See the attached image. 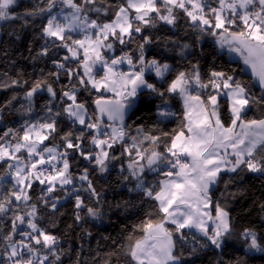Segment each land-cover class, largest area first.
<instances>
[{
    "label": "snow or ice",
    "instance_id": "6c2138e0",
    "mask_svg": "<svg viewBox=\"0 0 264 264\" xmlns=\"http://www.w3.org/2000/svg\"><path fill=\"white\" fill-rule=\"evenodd\" d=\"M19 7V0H0V28L38 20L42 43L28 49L38 74H0V90L23 89L19 108L15 93L0 105V264H118L121 256L126 264H197L210 250L220 256L216 264L264 256V237L246 227L238 237L243 254L225 262L235 227L214 199L219 184L227 190L242 173L264 181V0H38L22 13ZM206 37L236 63L219 66L213 58L206 69ZM245 69L250 81L240 76ZM9 106L22 110L19 126L5 122ZM153 107V126L125 123ZM173 119L171 131L159 127ZM117 168L118 182L136 197L111 205L96 182ZM136 198L150 209L128 243L83 258V241L93 237L87 224L102 223L112 207H135ZM64 201L73 207L67 228L82 233L78 249L53 230ZM260 209L264 219V203Z\"/></svg>",
    "mask_w": 264,
    "mask_h": 264
},
{
    "label": "trees",
    "instance_id": "16d2710c",
    "mask_svg": "<svg viewBox=\"0 0 264 264\" xmlns=\"http://www.w3.org/2000/svg\"><path fill=\"white\" fill-rule=\"evenodd\" d=\"M19 4L21 7L18 8V11L22 13L25 9L36 6L38 0H19ZM9 32L18 34L19 39H16L15 36H9ZM38 32V20L35 22V26L30 25L26 28L22 27L20 22H11L9 26L0 28V48L6 49L8 52L7 57L0 53V74H2L4 70H7L11 75H15V70L19 68L24 69L25 74L29 77L38 74L34 71L33 62L30 59V57L34 55V52H29L28 50L29 48L38 50L42 43V41L37 39ZM156 34L159 35L161 39L169 35L167 32H158ZM180 35L181 38L184 37L183 30H181ZM133 47H135V45H133ZM202 47L206 53V57L202 61V64L206 69L213 58L219 66H231L236 63L226 50H219L210 37L204 39ZM152 50L163 51L162 48L155 49V47ZM165 55L171 57L172 54L165 53ZM10 60L16 61L14 67H8ZM39 66H43V62H39ZM179 66L180 65H177V67ZM48 67H51V65H48ZM239 67L242 68V64H240ZM240 76L242 79L250 81V78L243 72L240 73ZM254 91H257L258 95L260 94L257 89H254ZM14 93L18 95L19 99L12 101V105L19 108L20 103H23V89L20 88L0 90V105H6L8 101H11ZM87 98L89 100L91 99V97ZM42 102L43 98L38 99L37 111H39V105L42 104ZM143 102L153 103V101L148 99H145ZM155 103H158V101ZM139 107L140 102L138 101L137 108ZM172 107L173 111L178 113L182 112L178 99L172 101ZM253 114L256 116L260 115V113L255 110ZM4 116L5 122L8 123L9 126H19L20 122L25 119L22 110L21 112L12 111L11 106H9V110L5 111ZM133 121H135V124H133ZM125 123L133 125V128L137 124H143L146 128L153 126L157 123L155 107H153L151 112L147 110L141 111L139 113V118L132 116ZM177 123L178 121L175 119L168 120L159 124V127L171 131L172 128L177 126ZM117 172L118 168L117 171H114L112 175L107 178L106 182L103 179L97 180L96 182L97 188L103 192L107 203L111 205L125 200H133V198L136 197L135 193H129L127 188L118 182ZM241 175L243 179H237L229 184L227 190L223 183L219 184L215 189L214 199L221 200V202L227 206L235 227L233 239L228 242L223 255L225 262H227L229 258H236L243 254L242 241L238 239L239 233L243 228L255 227L258 233L264 237V219H261L262 213L260 209V204L264 203V181L246 172ZM225 178L227 179V177ZM0 191H2V189H0ZM133 202L136 206L129 207L127 211L116 209L115 207L109 209L108 218H105L102 223L90 221L87 224L88 229L93 232V237L83 241V258L87 260L95 254L98 248L99 251L106 252L128 243L126 237L134 232V225L139 224L145 219L146 213L150 209L149 204L139 203L138 198ZM61 212H63L64 215H57L56 217L57 221L60 223V227L53 230L63 237L66 246L71 244L73 248L78 249L82 242L80 239L82 233L67 228V224L72 223V202L64 201V207L61 208ZM65 232H67L68 235L65 236ZM135 235L138 236L139 233L136 232ZM104 237H108V239H104ZM113 259L116 258L114 257ZM195 259L197 264H216L220 256L215 250H210L201 253V255ZM250 261L251 264H264V256L261 254H254L250 256ZM118 264H126V258L121 256Z\"/></svg>",
    "mask_w": 264,
    "mask_h": 264
},
{
    "label": "water",
    "instance_id": "95a60500",
    "mask_svg": "<svg viewBox=\"0 0 264 264\" xmlns=\"http://www.w3.org/2000/svg\"><path fill=\"white\" fill-rule=\"evenodd\" d=\"M242 68H244L243 65H242ZM243 73H244L247 77L250 78V75H251V74H250V71H248V70L245 69V70L243 71ZM128 119H129V118H126V121H127ZM126 121H125V122H126Z\"/></svg>",
    "mask_w": 264,
    "mask_h": 264
},
{
    "label": "rangeland",
    "instance_id": "374dc122",
    "mask_svg": "<svg viewBox=\"0 0 264 264\" xmlns=\"http://www.w3.org/2000/svg\"><path fill=\"white\" fill-rule=\"evenodd\" d=\"M106 95H110V94H106ZM95 222V221H94ZM97 223V222H96Z\"/></svg>",
    "mask_w": 264,
    "mask_h": 264
}]
</instances>
